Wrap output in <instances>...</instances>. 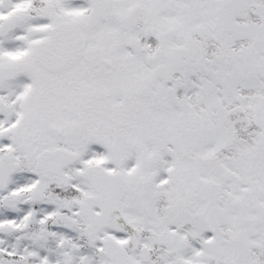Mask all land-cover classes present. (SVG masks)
Wrapping results in <instances>:
<instances>
[{"label": "snow or ice", "instance_id": "snow-or-ice-1", "mask_svg": "<svg viewBox=\"0 0 264 264\" xmlns=\"http://www.w3.org/2000/svg\"><path fill=\"white\" fill-rule=\"evenodd\" d=\"M0 264H264V0H0Z\"/></svg>", "mask_w": 264, "mask_h": 264}]
</instances>
